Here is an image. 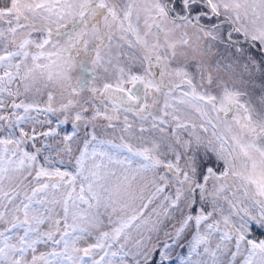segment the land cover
Instances as JSON below:
<instances>
[{
    "label": "snow or ice",
    "instance_id": "obj_1",
    "mask_svg": "<svg viewBox=\"0 0 264 264\" xmlns=\"http://www.w3.org/2000/svg\"><path fill=\"white\" fill-rule=\"evenodd\" d=\"M0 264H264V0H0Z\"/></svg>",
    "mask_w": 264,
    "mask_h": 264
}]
</instances>
